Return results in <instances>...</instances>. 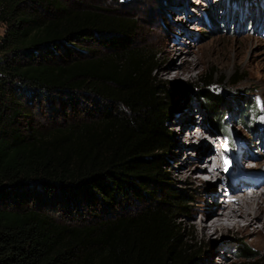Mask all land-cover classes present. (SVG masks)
Segmentation results:
<instances>
[{
    "label": "trees",
    "instance_id": "1",
    "mask_svg": "<svg viewBox=\"0 0 264 264\" xmlns=\"http://www.w3.org/2000/svg\"><path fill=\"white\" fill-rule=\"evenodd\" d=\"M0 24V264H192L193 247L176 216L187 212V200L162 179V153L171 146L163 122L171 108L158 95L182 98L186 88L164 89L149 79L152 59L128 41L130 20L122 14L62 0H0ZM88 30L106 35L107 54L37 58ZM191 87L209 121L206 130L223 132L232 147L223 123L227 98L201 77ZM80 88L115 104V111L104 107L95 117L50 127L32 128L33 121H26L20 96ZM239 120L245 123L243 114ZM113 184L141 193V205L77 223L47 211L75 197L77 205L92 204L96 195L108 200ZM49 190L52 198L66 200L51 202ZM42 191L45 198L38 201ZM236 251L231 264H264L248 246Z\"/></svg>",
    "mask_w": 264,
    "mask_h": 264
},
{
    "label": "rangeland",
    "instance_id": "2",
    "mask_svg": "<svg viewBox=\"0 0 264 264\" xmlns=\"http://www.w3.org/2000/svg\"><path fill=\"white\" fill-rule=\"evenodd\" d=\"M62 1L73 6L100 7L126 16L131 25L128 41L152 59L149 79L164 89L171 85L186 88L185 93L181 94V97L184 95L182 98L177 94L172 95L171 92L166 99L164 94L158 95L164 105L171 108L165 115L167 122H163V126L168 129L171 146L167 152L162 153L163 160L166 161L162 169V179L167 185L166 188L179 189L187 200V212L176 216L183 236L189 239L187 243L193 247L195 260L192 264H231L237 260L236 247L240 245L258 251L264 261V246L253 236L230 230L216 232L204 238L200 229L205 209L209 208L211 201L222 208V188L226 190L231 185H236L233 180L240 181L242 176L259 179V195L264 197V0ZM3 28L0 24V35ZM105 36L88 30L76 35L71 42L57 44L58 49L53 52H40L37 58L53 62L84 58L90 54L104 55L108 52ZM160 38L168 41L170 46L182 45L193 51L184 53L197 62L192 78L174 76V66L180 64L181 57L178 56L174 57L175 65L168 69V73L157 76V65L162 55ZM208 74L211 76L208 77ZM200 77L212 82L216 92L227 98V113L223 123H226L232 137V147L229 145L219 153V164L223 166L219 172L222 181L216 183L202 179L200 183L195 181L200 172H205L201 171L205 164L202 157L208 155L205 148H212L217 153L213 144L207 140V134H210L206 130L210 127L209 121L191 87ZM236 79V83H230ZM24 96H20V103L27 115L26 121H33L32 128L50 127L54 126L51 124L67 122L70 119H89L95 117L104 107L112 111L116 109L115 104L100 99L87 88L66 94H43L28 98ZM242 114L245 117L243 124L239 120ZM23 121L22 119L21 129L27 126ZM186 125H189L188 129H184ZM256 126L258 130L255 129ZM193 129H202L201 136L207 138L205 140L202 136V144H193L197 141L192 140ZM187 132L192 137L186 141ZM187 174H190L192 181L185 180ZM111 186L112 195L108 200L96 195L92 204L81 200V205H77L79 198L75 197L72 209L68 205L73 201L59 204L56 211H47L59 220L77 223L110 218L121 212H132L141 205L142 201L139 202L138 199L139 196L142 198L141 193L124 189L122 185ZM48 193L46 197L51 202L55 198L66 200L65 196L59 195L52 198L54 190H49ZM35 197L38 201L45 198L43 191ZM202 198H205L204 202L200 201ZM109 200L111 201L107 203ZM200 205L202 207L198 208Z\"/></svg>",
    "mask_w": 264,
    "mask_h": 264
},
{
    "label": "bare ground",
    "instance_id": "3",
    "mask_svg": "<svg viewBox=\"0 0 264 264\" xmlns=\"http://www.w3.org/2000/svg\"><path fill=\"white\" fill-rule=\"evenodd\" d=\"M159 41L161 43L162 55L157 65V76L160 77L168 73V69L175 65V62L173 61L174 57L178 56L181 57L180 64L178 66H174V76H183L186 79L192 78L193 69L197 65V62L194 58L189 59V57L185 54L191 53L193 51L182 45L170 46L168 44V41H163L161 38L159 39ZM181 53L183 54L179 56V54ZM190 130L191 128L189 129V131ZM192 131L193 137L192 134H188L187 132V134L185 135L186 141L188 140V138L192 137V140L196 139L197 141L191 143L197 145V143H203V138L205 140L207 139L203 135L202 138V129H193ZM207 140L210 141V137ZM213 147L217 151V153L205 148V152H207L208 155L202 157L205 163L204 167L206 166V164H213V171L212 173L205 171L200 174L204 173L210 177L214 174L215 180H213L211 183H216L217 181H222V175L219 172L220 170L222 171L223 166L219 164V162H221L219 153H221V151L225 147L222 145L220 146V148H217L214 145ZM221 156L224 157L223 154ZM185 180L189 182L192 181L190 174H187L185 176ZM195 181L197 183H200V181H202L200 175L199 177L195 178ZM233 181L236 182V185L233 183L235 186L231 185V187H228V189L226 190L222 188L224 198H220V196H218L220 199H222V203H224L222 204V208L215 202L211 201L212 204L209 206V208L205 209L203 222L200 225L201 234L204 238H208L210 235L215 234L216 232L224 233L230 230H234L241 232L245 236H253L261 245L264 246V197L259 195L261 185H259L258 183L260 180L249 179L247 176L243 178L242 176V179H240V181ZM204 199L205 198H202L200 201L204 202ZM212 200L214 199L212 198ZM201 207L202 205H200L198 208ZM257 224L260 225L258 226Z\"/></svg>",
    "mask_w": 264,
    "mask_h": 264
}]
</instances>
